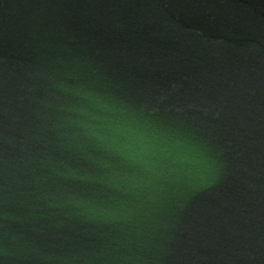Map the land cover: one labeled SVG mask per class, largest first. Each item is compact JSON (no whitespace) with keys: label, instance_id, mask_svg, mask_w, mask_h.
<instances>
[{"label":"water","instance_id":"1","mask_svg":"<svg viewBox=\"0 0 264 264\" xmlns=\"http://www.w3.org/2000/svg\"><path fill=\"white\" fill-rule=\"evenodd\" d=\"M0 264H264V0H0Z\"/></svg>","mask_w":264,"mask_h":264}]
</instances>
